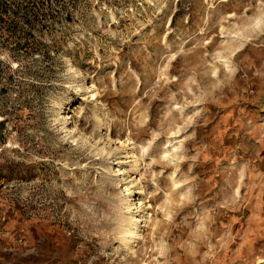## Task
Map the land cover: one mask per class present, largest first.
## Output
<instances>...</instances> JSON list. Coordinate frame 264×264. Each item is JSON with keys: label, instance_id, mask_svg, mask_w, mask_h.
Instances as JSON below:
<instances>
[{"label": "rangeland", "instance_id": "rangeland-1", "mask_svg": "<svg viewBox=\"0 0 264 264\" xmlns=\"http://www.w3.org/2000/svg\"><path fill=\"white\" fill-rule=\"evenodd\" d=\"M58 1L0 46V264H264V0Z\"/></svg>", "mask_w": 264, "mask_h": 264}, {"label": "trees", "instance_id": "trees-1", "mask_svg": "<svg viewBox=\"0 0 264 264\" xmlns=\"http://www.w3.org/2000/svg\"><path fill=\"white\" fill-rule=\"evenodd\" d=\"M58 2L60 1L0 0V46L30 51L40 55L43 60H48L51 53L47 48L54 45H48L43 40L52 33L51 18L58 12ZM61 8L66 15L65 22H70L71 9L66 5ZM41 18L45 20L41 21Z\"/></svg>", "mask_w": 264, "mask_h": 264}, {"label": "bare ground", "instance_id": "bare-ground-1", "mask_svg": "<svg viewBox=\"0 0 264 264\" xmlns=\"http://www.w3.org/2000/svg\"><path fill=\"white\" fill-rule=\"evenodd\" d=\"M137 222L138 220L131 216L128 220V225L122 231V244L128 250H132V244L141 239V234L139 233Z\"/></svg>", "mask_w": 264, "mask_h": 264}, {"label": "crops", "instance_id": "crops-1", "mask_svg": "<svg viewBox=\"0 0 264 264\" xmlns=\"http://www.w3.org/2000/svg\"><path fill=\"white\" fill-rule=\"evenodd\" d=\"M253 142L258 143V140H255V141H253Z\"/></svg>", "mask_w": 264, "mask_h": 264}]
</instances>
